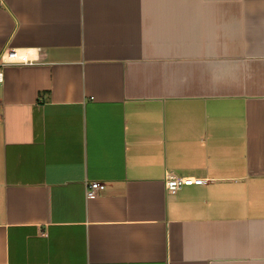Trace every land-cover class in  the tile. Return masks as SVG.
Listing matches in <instances>:
<instances>
[{
	"label": "crops",
	"instance_id": "obj_1",
	"mask_svg": "<svg viewBox=\"0 0 264 264\" xmlns=\"http://www.w3.org/2000/svg\"><path fill=\"white\" fill-rule=\"evenodd\" d=\"M0 74V264H264V0H0Z\"/></svg>",
	"mask_w": 264,
	"mask_h": 264
},
{
	"label": "built area",
	"instance_id": "obj_2",
	"mask_svg": "<svg viewBox=\"0 0 264 264\" xmlns=\"http://www.w3.org/2000/svg\"><path fill=\"white\" fill-rule=\"evenodd\" d=\"M16 55L15 52H10L9 56L10 59L14 58ZM7 55H4L1 60L2 65H7L13 62H7L5 60ZM0 76H2L0 74ZM2 80H0V85ZM208 183V180L199 179V178H189V177H178L172 173H167L165 177V189L166 192L170 195H176L182 188L184 187H191V186H203ZM106 190V186L101 183H91L86 185V198L87 199H95L98 197L102 192Z\"/></svg>",
	"mask_w": 264,
	"mask_h": 264
},
{
	"label": "bare ground",
	"instance_id": "obj_3",
	"mask_svg": "<svg viewBox=\"0 0 264 264\" xmlns=\"http://www.w3.org/2000/svg\"><path fill=\"white\" fill-rule=\"evenodd\" d=\"M26 56H27L26 52H24V51H19V52H17V54L14 56V58H11V59H10L9 54H7L5 60H6L7 62H17V61H21V60L24 61V58H26Z\"/></svg>",
	"mask_w": 264,
	"mask_h": 264
}]
</instances>
